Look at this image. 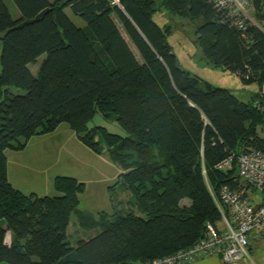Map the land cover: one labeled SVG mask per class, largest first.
I'll list each match as a JSON object with an SVG mask.
<instances>
[{"label":"trees","instance_id":"1","mask_svg":"<svg viewBox=\"0 0 264 264\" xmlns=\"http://www.w3.org/2000/svg\"><path fill=\"white\" fill-rule=\"evenodd\" d=\"M13 1L17 19L0 0V264H135L205 237L221 218L211 189L239 184L236 168L226 172L218 163L264 149V93L246 101L182 67L154 12L160 4L197 22L210 62L263 85L264 0H251L257 23L244 31L210 0H123V8L109 0ZM46 8L40 21L12 29ZM42 56L34 74L30 65ZM98 112L127 135L90 127ZM62 122L122 168L127 194L113 213L80 211L86 184L72 176H56L57 196L10 182L6 150ZM80 230L91 236L78 238Z\"/></svg>","mask_w":264,"mask_h":264},{"label":"rangeland","instance_id":"2","mask_svg":"<svg viewBox=\"0 0 264 264\" xmlns=\"http://www.w3.org/2000/svg\"><path fill=\"white\" fill-rule=\"evenodd\" d=\"M4 1L12 17L14 19L19 18L20 12L15 2L13 0ZM65 11L76 25L84 26V21L70 9H66ZM251 14L253 18H256L254 9ZM154 19L166 31L167 39L177 54L182 67L216 86L229 88L244 100H248L254 92L259 91L260 86L258 83H244L236 73L221 66H215L213 62H210L202 47L197 22L173 13L170 9L160 4L157 5V9L154 12ZM115 20L132 50L139 57L137 49L130 41L116 17ZM42 58L43 56L39 58L37 63L30 65L34 74H37ZM11 91L14 93L24 92L17 87H12ZM98 125L106 127L112 133L122 136L127 135L125 130L117 122L106 120L100 112L89 122L90 127ZM61 127V129L65 127L64 129L70 135H73L74 139H76L74 141L76 142L71 143V141L64 140L65 144L62 147L65 148L64 152L55 151L54 156L47 157V160H52L51 166L59 170L60 174L75 177L86 184L85 191L80 195V203L78 206L80 211L94 217H98L101 211L113 213L115 205H118L123 198H126L127 194L123 180L120 177V174L123 172L122 168L104 150L101 153H97L82 142H79L77 135L73 131L69 132L67 128L68 124L63 123ZM259 131L263 135L264 127L260 126ZM31 152L32 155L35 153L34 150ZM28 179L31 180V183L38 190L43 192L40 194L41 196H45V194H49V196L60 195L54 188V183L53 185H51L52 183L50 185L44 184L47 183V180H44L43 177H38L37 174L30 173ZM45 187H48V189L45 190ZM45 191L48 192L46 193ZM190 203L191 201L189 199L182 200V204L188 205ZM72 219L74 221L77 220V216L73 214ZM90 233L88 230H83V232L80 230L76 236H79L78 238H81V236L88 237L91 236ZM72 239H75V237H72ZM243 264H264V237L253 243L250 249V258Z\"/></svg>","mask_w":264,"mask_h":264},{"label":"built area","instance_id":"3","mask_svg":"<svg viewBox=\"0 0 264 264\" xmlns=\"http://www.w3.org/2000/svg\"><path fill=\"white\" fill-rule=\"evenodd\" d=\"M123 0H109L123 8ZM223 10L233 25L244 31L248 21L255 22L251 0H210ZM261 107V102H255ZM217 168H236L237 186L224 185L218 192L211 189L221 218L208 224L205 237L192 246L149 261L135 264H193L198 260L220 256L224 264H243L250 258L253 243L264 237V149L248 148L239 154L230 153Z\"/></svg>","mask_w":264,"mask_h":264},{"label":"crops","instance_id":"4","mask_svg":"<svg viewBox=\"0 0 264 264\" xmlns=\"http://www.w3.org/2000/svg\"><path fill=\"white\" fill-rule=\"evenodd\" d=\"M259 86L260 88L258 92L264 93V85H259ZM258 92H254V94ZM254 94H252V96ZM252 96L249 99H251ZM63 123L68 124L67 128L69 132L73 131L75 133V131L71 128L68 122H62L55 130L51 132L38 134L31 137L27 141L24 148L22 149L9 148L6 150L7 161H8V177L14 187L25 193H36L40 195L43 192L38 190L36 186H34L31 183V180L28 179V175L30 173L37 174L38 177H43L44 180H47V183H44L47 185H50L51 183H52L51 185H53L56 176L62 175L60 174L59 170H56L51 166L52 160L51 161L50 159L47 160V157L54 156L55 151L64 152L65 148H62L65 144L64 140L71 141V143L76 142L74 141L76 139H74L73 135H70V133H68V131L64 129L65 127L61 129ZM77 137L79 142L85 144L78 135ZM32 150L35 151L33 155L31 152ZM105 153L107 152L105 151ZM52 168L54 169V171H52L53 170ZM44 189L46 190L48 189V187L47 188L45 187ZM45 192L47 193L48 191ZM45 195H49V194H45ZM193 264H224V262L220 256H212L209 258L198 260Z\"/></svg>","mask_w":264,"mask_h":264},{"label":"water","instance_id":"5","mask_svg":"<svg viewBox=\"0 0 264 264\" xmlns=\"http://www.w3.org/2000/svg\"><path fill=\"white\" fill-rule=\"evenodd\" d=\"M48 12H49V8H46L43 11H41L40 13H38L35 17H33L31 19H25V20L21 21L20 23L16 24L14 27H12V29L22 28L25 25L40 21L41 19H43L48 14Z\"/></svg>","mask_w":264,"mask_h":264}]
</instances>
